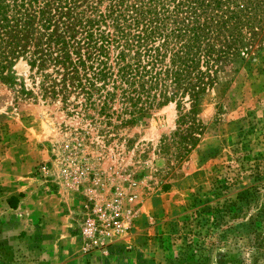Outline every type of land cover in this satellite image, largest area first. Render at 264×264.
Here are the masks:
<instances>
[{
	"label": "rangeland",
	"instance_id": "rangeland-1",
	"mask_svg": "<svg viewBox=\"0 0 264 264\" xmlns=\"http://www.w3.org/2000/svg\"><path fill=\"white\" fill-rule=\"evenodd\" d=\"M7 76L0 264H250L264 244V36L199 95L187 154L172 103L125 123L41 100L22 60Z\"/></svg>",
	"mask_w": 264,
	"mask_h": 264
},
{
	"label": "trees",
	"instance_id": "trees-1",
	"mask_svg": "<svg viewBox=\"0 0 264 264\" xmlns=\"http://www.w3.org/2000/svg\"><path fill=\"white\" fill-rule=\"evenodd\" d=\"M263 36L264 0H0V81L22 60L43 101L72 98L125 123L172 103L182 124ZM186 131L170 137L184 154L199 128L191 120ZM254 243L250 264L263 257Z\"/></svg>",
	"mask_w": 264,
	"mask_h": 264
},
{
	"label": "built area",
	"instance_id": "built-area-1",
	"mask_svg": "<svg viewBox=\"0 0 264 264\" xmlns=\"http://www.w3.org/2000/svg\"><path fill=\"white\" fill-rule=\"evenodd\" d=\"M87 225L89 226L90 225V221L88 220V223H87Z\"/></svg>",
	"mask_w": 264,
	"mask_h": 264
}]
</instances>
